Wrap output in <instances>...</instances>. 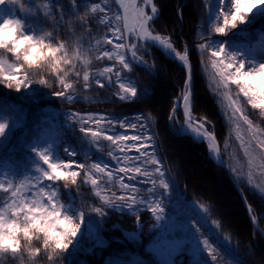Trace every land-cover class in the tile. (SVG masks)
Listing matches in <instances>:
<instances>
[{
	"label": "trees",
	"instance_id": "1",
	"mask_svg": "<svg viewBox=\"0 0 264 264\" xmlns=\"http://www.w3.org/2000/svg\"><path fill=\"white\" fill-rule=\"evenodd\" d=\"M115 1L17 0L15 4L8 3L15 19H21L25 23V31L28 34L43 36L48 40L50 38L47 34L50 33L54 44H64L72 59V66L61 65L66 74L54 72L46 63L28 68L23 65L22 60L18 61L11 53L0 49V64L5 68V73L0 76V119L2 123L8 124L5 133L0 136V163L8 159L16 169L22 171L35 165L37 161L31 146L50 132L54 134L59 150L65 148L71 155L69 158L60 151L61 158L72 163L70 170L80 173L75 184L70 180H58L55 181L56 187L60 188L61 192L64 186L69 189L73 201L82 210L86 227L77 243H69L66 250L44 249L42 234H39V238L34 236L31 242L21 238L19 256L13 257L11 253L0 254V264H264V237L253 229L246 213V226H249L246 233L226 234L220 220L224 223L225 221L217 201L194 190L188 180L181 176L176 167L177 163L171 159V142H183L188 149L196 153L201 166L221 178V182L234 196L237 210L244 209L226 171L210 157L205 143L194 140L189 134L174 130L170 123L174 101L180 98L184 88L183 66L147 41L138 39L135 32L127 30ZM153 4L157 11L149 23L150 28L168 37L174 49L181 51L183 46L187 47L193 72L192 113L212 125L222 158L241 186L262 227L264 196L240 181L232 169L225 149V144L231 136L229 123L214 90L208 85L210 83L201 64V55L204 53L199 48L215 38L231 45L256 37L259 31L264 30V14L247 16L236 28L229 27L225 33L215 34L209 29L203 0H153ZM97 5L99 7H96ZM117 16L120 17L119 20L116 19ZM117 28L122 30V40L113 35ZM109 39L113 44L107 43ZM117 43H123L126 48L116 49L114 45ZM132 44L137 45L136 57H133L129 50ZM104 50H110L113 59H98L103 56ZM121 53L126 57L128 68L118 62L117 57ZM14 65H22L23 71L17 74L13 79V86L9 87L7 70ZM107 66L113 68V73H104L103 69ZM76 73H79V76ZM84 74L90 77L87 84L82 79ZM25 76L27 80L21 79V86L17 90L15 79ZM58 76L72 85L70 89L63 90L62 96L57 95L62 90ZM164 76H167L168 80L163 88L165 101L161 106H157L154 104L155 95H158L156 88L162 87ZM98 80L102 81L105 87L100 88L96 83ZM121 84L135 88L137 95L133 97L131 92L124 93ZM195 84L200 87L203 98L196 94ZM122 95L126 96V99L121 100ZM204 105L209 109H205ZM73 113L110 117L113 121L106 129L110 130L113 124L112 135L139 132L142 136L151 137L144 151L147 156L158 161V165L141 163L140 161L146 158L140 157L136 165H143L152 176L144 177L143 186L137 184V178L127 182L134 190H141L142 194L148 192L146 189H152L148 194L153 198L151 202L153 207H157V213L151 211L152 207H144L134 213L122 211L109 203L105 204V197L100 193L97 195V188L88 182L87 178H101L100 173H96L91 167L101 161L96 153L80 141L83 135L78 128L86 126V123L78 121ZM256 113L257 110H248L247 115L264 130V115ZM132 123L138 127L132 129ZM121 124L125 127L121 128ZM43 126L49 130L42 129ZM127 154L140 156L134 150ZM77 164L87 167L81 170ZM157 167L159 171H155ZM111 172L114 176V172L119 171ZM161 172L164 173L163 176L160 175ZM151 180H155V184H152ZM161 181L168 185L167 189L161 187ZM171 206L180 211L184 219L179 220L176 215L174 222L165 220L163 225L158 223L156 216L160 212L159 207L169 209ZM97 207L102 209V215L93 211ZM195 207L202 212L201 216ZM110 217L114 218V222L110 221ZM201 217L214 225L217 235L226 240L227 246L220 244L212 236ZM180 223L193 226L200 238L209 241L214 252L210 255L207 249L190 252L182 248L183 243L178 241L177 237ZM133 230L139 231L140 234L135 236L136 239H127L126 234L131 236ZM167 239L176 243L170 254L164 256L161 247L163 240ZM37 248L40 249L39 254L31 256L30 252Z\"/></svg>",
	"mask_w": 264,
	"mask_h": 264
},
{
	"label": "rangeland",
	"instance_id": "2",
	"mask_svg": "<svg viewBox=\"0 0 264 264\" xmlns=\"http://www.w3.org/2000/svg\"><path fill=\"white\" fill-rule=\"evenodd\" d=\"M140 2L141 0H117L118 4L122 3L123 11V6L132 5L133 3L135 5H139ZM203 3L206 5L207 23L210 31L215 34L225 33V31L229 27H231L230 17L229 26L225 28V31L223 33L216 32L215 28L224 27L223 19L220 14L224 12L225 14H227L230 11L231 0H203ZM5 4L0 5V22H3V20L7 18L14 19L13 16L9 13ZM131 11L132 9L130 7L129 12ZM260 14H264V7L254 8L252 12L248 14V16H257ZM134 23V14L128 17L127 24L123 17V25L127 30L130 29V31H132L131 29ZM137 30L135 31L136 37L138 34ZM219 48L224 49V53L222 54L221 58H223L224 54H227L228 57L234 56L236 57V62H240L245 65V71L251 70L264 64V30L252 40H244L236 44L234 43L228 45L224 44L220 39L215 38L208 41L207 44L205 43L202 48H199L204 53L203 56L201 55V64L203 65V69L208 78V82L210 83L208 85L211 89L214 90L217 101L222 108L226 120L229 123V132L231 136L225 144V149L227 150L228 156L230 158V163L233 167L232 169L234 170L240 181H243L246 185H248L250 189L256 191V193L264 196V168L257 166L264 163V161H260L258 153H253L255 164L251 168H249V157L245 155L244 147L242 146L241 139H238V136L242 137L243 140L247 142L250 134L247 132V125L243 123V120L237 118L239 114H237V116L233 115V106H230L229 98L231 97L232 99H235L238 105L243 109V113L246 115L248 110H257L258 113L256 114L258 115H264V113H261L259 109H252L242 95H237L239 90L234 84H230L228 89L223 88L222 84L220 83V77L216 74V70L212 67V60L214 58L211 57V52ZM165 82H168L167 76H164V79L161 82L162 87L156 88L158 95H155L154 104L157 106H161L165 101V94L163 93V88H165L166 86ZM194 90L196 94L200 96V98H203L200 92L201 89L197 84L194 85ZM203 107L205 109H209V107H206L205 105ZM73 114H75V117L78 121L86 123V126L82 127L84 131H81V127L78 128L83 135L80 141L83 142L86 147L96 153V155L99 157V161H101L99 165L107 166V172L111 173V179H109L107 174H100L101 178H99L98 176L95 177V179L98 180V187H96L98 193L104 196L105 200H107L109 204L122 211L134 213L144 207H153L151 202L153 198H151L152 196H150L148 192L146 194H142L141 190L137 191L134 190V188H131L133 191H128L121 187L122 182L126 183L127 180L130 181L128 177L134 175L133 173L125 174L114 172L113 176L111 172L118 171V168L120 166H123L124 163L123 160L113 159L114 156L117 158L122 157L123 153H120L115 145L104 139V136L112 135L111 127L113 126V124L110 127V130L106 128L109 127L108 120L110 119L111 121H113V119L107 116L100 115H80L76 113ZM90 117H94V119H89ZM170 117V123L174 130L182 131L183 129L185 131V129L183 128L184 122L179 115L177 108L172 111ZM81 118H83V120ZM248 119L251 120L250 117H248ZM0 123H2L1 120ZM253 124L258 127L256 123ZM6 125L8 126V124ZM209 126L212 125L209 124ZM43 128H45V130H49V128H46L44 126L42 127V129ZM211 128L213 129V127ZM92 131H99L101 133L100 137L94 138L91 135ZM261 138L264 139V136H262ZM171 147L170 157L174 160V162L177 163L176 167L179 170L181 176H183L185 180H188L189 184L192 186V188H194V190H196L197 192H201L202 194H206L207 197L209 196L213 200L217 201L218 209L223 214L225 223L219 218L218 219L224 224H222V227L225 233L228 235H230L231 233H235L237 235H240L239 233H241L242 235H244L249 228V226H246V224L248 225V223L245 221L246 216L244 213H246V211L242 208L237 210L236 200L234 196L228 191L225 184L222 183L223 181L221 180V178L215 172H212L201 166L196 153L188 149L183 142L173 141L171 142ZM31 149L34 153L37 164L29 166V168H27L26 170H18L15 167L11 166L8 161H3L0 164V185H3L8 189V191H4L2 188H0V212L4 213L5 220L11 222V220H13V216L11 213L12 210H14V203L27 202L30 205L34 199L39 198L37 196L38 189L43 190L45 197H47L48 193L54 192L56 193L54 203H56L58 207L62 206V213L69 214L74 223L80 224L77 235L71 238L70 243L75 244L77 243V240L80 237L82 231L86 227L84 219L80 220L79 218L82 210L73 201V196L71 195L72 193L66 186L63 187L61 192L60 188L56 187L55 181L50 182L44 177L43 173L45 171L50 172V169H48V166L39 159L37 153L39 151H45L49 156L51 162H56L61 165H72V163L69 160L62 162L58 153L57 139L52 133L45 135L44 138L39 142H36ZM61 151L67 154L69 158H71V155L69 154L67 149L63 148V150ZM209 154L211 157H213L210 149ZM109 167H111V169ZM139 167L142 171L145 170L143 165ZM67 170L68 169H64V171ZM134 178H137V184H141L143 186V183L141 182L145 179L143 176L135 175ZM146 187L147 185L145 186V188ZM13 189H17L19 193L18 197H16L15 199L12 195ZM121 195L125 196L126 199H117V197ZM21 197L23 198L22 200L20 199ZM41 203H44L45 206H48L46 199L41 201ZM165 209L163 212H158L157 215L161 217L160 220L156 219L158 223H161L163 225L165 220H171L172 222H174V220H176V215L179 216V220L184 219L183 214L180 211L172 208V206L169 209ZM113 219V217H110L111 222L113 221ZM263 226L260 227L264 230ZM177 233V237L179 238L178 241H182L183 243L182 248L187 249L190 252L205 249L202 243L203 239L198 236L196 230L190 224H178ZM138 234H140L139 231L133 230L131 236L127 234L126 236H128L127 239L133 240L136 239L135 236H138ZM162 243L163 245L161 247V251H163L164 256H166L168 253L170 254V252L174 249L176 242H174V240L167 239L163 240Z\"/></svg>",
	"mask_w": 264,
	"mask_h": 264
},
{
	"label": "snow or ice",
	"instance_id": "3",
	"mask_svg": "<svg viewBox=\"0 0 264 264\" xmlns=\"http://www.w3.org/2000/svg\"><path fill=\"white\" fill-rule=\"evenodd\" d=\"M15 4L17 0H0V5H4L5 3ZM144 4H152V0H143ZM96 7H99L97 5ZM124 7V19L127 24V19L129 16L134 14L135 23L132 26V31L135 32L138 28L139 32L144 34V38H147L149 34V21L152 20V16H149L144 9L140 8L139 5H125ZM131 7L132 11L129 12V8ZM264 7V0H231V8L230 11L225 14L221 13L223 19L224 27H216L215 31L218 33H223L225 28L229 26V17L231 20V27L236 28L238 23H243L248 16L249 13L252 12L254 8ZM157 11L155 5H152L151 12L155 14ZM117 20L120 19L119 16L116 17ZM25 23L21 19H12L7 18L4 19L3 22H0V49L11 53L18 61L23 62V65H27L28 68H32L34 65L39 64H48L51 66L52 70L57 73L66 74L65 70L61 68V65H69L72 66V59L69 57V53L65 48L64 44H54L51 40V34H47L50 38L48 40L43 36H36L32 34H28L25 31ZM117 39H123V33L120 28H117L113 33ZM138 39L140 37H137ZM153 40H159L161 44H167L169 49L172 48L170 42H166L159 36H151ZM108 44H113L112 40H107ZM116 49L126 48L123 43H117L114 45ZM136 49L137 45L132 44L131 50L132 56L136 57ZM173 51H175L173 49ZM224 53L223 48H219L215 51L211 52V57L214 58L212 60V67L216 70V74L220 77V83L223 88L228 89L230 84H234L236 88L239 90L237 95H242L247 103L251 106L252 109H259L261 113H264V64L253 68L251 70L245 71V65L240 62H236V57H228L227 54H224L223 58H221ZM179 59L187 63V55H180ZM107 58L109 60L113 59L112 52L110 50H104L103 56L98 57V59ZM118 62L123 65L124 68H128V62L123 53L119 54L117 57ZM23 71L22 65H14L10 66L7 70V80L8 86H13V79L17 76L18 73ZM104 73H113V68L111 66H107L103 69ZM5 73V68L2 64H0V76ZM79 76V73H76ZM21 79L27 80V77L17 78L15 79V85L17 90H19L21 86ZM59 83L62 86V90L57 93V95H64V89H70L72 87L71 84L67 83L65 79L58 76ZM85 84L88 83L90 77L88 74H84L82 77ZM40 83H45V81H40ZM97 85L100 88L105 87L102 81H96ZM124 93L131 92V95L135 97L137 95V91L135 88L125 87L123 84L120 85ZM121 100L126 99V96H121ZM185 105L184 115L187 117L189 121V126L192 124V115L189 111V103H190V95L186 91L182 97ZM230 99V106H233V115L237 116L238 119H242L243 123L247 125V132L250 134L247 142L243 140L242 137L238 136V139H241L242 146L245 150V155L249 157L248 165L251 168L255 164V158L253 153L259 154L260 161H264V139L261 137L264 136V130L256 127L251 120L248 119L247 115L243 113V109L238 105L235 99ZM83 120V118H81ZM89 119H94V117H90ZM111 123V120H109ZM121 128L125 127V125L121 124ZM132 129H136L138 126L135 123L130 125ZM7 128L6 124L0 123V136L5 133ZM199 128H204V123L201 122L199 124ZM81 131H84L82 128ZM91 135L96 138L100 137L101 133L99 131H92ZM204 135L208 136L209 139L212 137L208 133H204ZM104 139L111 142L118 149L120 153L124 155L122 157H113V159L123 160V166L118 168L120 173H133L134 175L129 176L128 179H134L135 175H140L146 178H150L152 173L147 169L141 170V168L136 165V162L140 159V157H145L146 159L143 162H150L153 165H158V161L153 159L150 156H147L144 149L148 146L147 141L151 139L150 136H142L139 132L134 134H129L128 132H124L119 135H106ZM131 141V144H122V142ZM140 144L141 146H137ZM135 151L139 153V157L129 156L127 153L131 151ZM39 159L43 161L44 164L48 166L49 171H45L43 173L44 177L48 181H71L72 184L76 183L77 177L80 175L79 172L70 170L72 168L71 164L61 165L56 162H51L49 156L45 151H39L37 153ZM135 165V166H134ZM258 167L264 168V163L257 165ZM77 167L81 170L86 169V165L77 164ZM95 169L96 173L107 174L109 179H111V173L107 172V166H102L99 164H93L91 166ZM62 169H69V171H64ZM39 171V169H38ZM155 171H159L158 167ZM161 176L164 175L163 172L160 173ZM88 182H90L94 187H98V180L95 178H87ZM142 183L145 181H141ZM152 184H155V180H151ZM121 187L125 190L132 191L130 185L128 183H121ZM161 187L164 189L168 188V185L161 181ZM4 191H8L3 185H0ZM146 191L151 192L152 189H146ZM13 198L18 197L19 193L17 189L12 190ZM99 195V193H97ZM38 199H34L33 202L29 205L27 202H16L13 205L12 216L15 219L11 220V222L5 220L4 213L0 212V254H9L13 257L19 256L21 253V238L24 241L31 242L33 237L36 236L39 238V234L43 236V247L44 249L51 248L53 251L56 250H66L68 248L69 243L71 242V238L75 237L79 231L80 224L74 223L70 218L69 214H63L61 211L62 206H57L54 203L56 193L51 192L48 193L47 197L44 196L43 190H37ZM23 199L22 197L20 198ZM47 200V205L41 203L43 200ZM117 199L125 200L126 197L121 195L118 196ZM108 201L105 200V204ZM97 214L102 215V209L97 207L93 209ZM151 211L155 214L157 212V207H152ZM159 211L163 212V207H159ZM22 217V221H21ZM62 217V218H61ZM80 220L83 219V214L80 215ZM157 220H160L161 217L159 215L156 216ZM205 249L209 251L211 255L214 252L209 245L208 240L202 241ZM40 252V249L37 248L30 252L31 256H36ZM51 259V256H49ZM215 259V256H213Z\"/></svg>",
	"mask_w": 264,
	"mask_h": 264
},
{
	"label": "water",
	"instance_id": "4",
	"mask_svg": "<svg viewBox=\"0 0 264 264\" xmlns=\"http://www.w3.org/2000/svg\"><path fill=\"white\" fill-rule=\"evenodd\" d=\"M150 12H151V9H150ZM152 13V12H151ZM153 17L155 14H153ZM152 17V18H153ZM151 36V31L149 29V34H148V37ZM145 38V40H147L149 43H151L153 46H155L156 48H158L159 50H161L162 52H164L166 55H168L169 57L171 58H174L176 60H178L180 63H182L186 69V89H185V92L187 91L190 95V103H189V110L191 109V96H192V80H193V75H192V66H191V63L189 61V58H188V55H187V52L185 53H179L180 55H187V63H185L184 61H181L179 59V56L177 55V51H173V49H169L167 46L165 45H158L156 44L154 41H152L150 38ZM185 94V93H184ZM183 97V96H182ZM178 101L176 100V103ZM183 99H181L180 103H179V108H180V113H181V116L183 117V119L185 120V116L183 115ZM192 121L197 125L199 126V124L202 122V120L200 119H195V118H192ZM204 133H208L212 139L211 142L213 144V148H214V153H215V162L220 165L221 167L224 168V170L226 171L230 181L232 182V184L235 186L237 192H238V195L242 201V204H243V207L246 211V214H247V217L249 219V221L252 223V226L253 228L258 231L263 237H264V230L259 226L257 220L255 219L253 213H252V210H251V206L249 205L248 201L246 200L243 192L241 191L239 185L237 184V182L235 181L234 177L232 176L228 166L226 165V163L223 161L222 159V156L220 154V149H219V144L213 134V132L209 131L206 127V125L204 124V128L202 129ZM204 137H207L206 135H204Z\"/></svg>",
	"mask_w": 264,
	"mask_h": 264
},
{
	"label": "bare ground",
	"instance_id": "5",
	"mask_svg": "<svg viewBox=\"0 0 264 264\" xmlns=\"http://www.w3.org/2000/svg\"><path fill=\"white\" fill-rule=\"evenodd\" d=\"M139 7L140 8H142V9H144V11L150 16L151 15V13H149V9L152 7V4H144L143 3V1L141 0V2H140V4H139ZM138 34H139V36H141V37H143L144 38V34H142V33H140L139 32V30H138ZM159 36V35H157V34H155V33H152L151 34V36ZM151 36H147L148 38H150L151 39ZM159 37H161V36H159ZM162 38V37H161ZM152 41H154L156 44H158V45H163V44H161L160 43V41L159 40H153V39H151ZM182 110H183V115H184V112H185V105H184V103H183V108H182ZM190 111V110H189ZM191 112V111H190ZM192 115V114H191ZM185 116V115H184ZM183 128L185 129V131H187V132H189V133H191V135L194 137V138H196V139H199V140H201V139H204V141L206 142V144H207V146H208V148L210 149V151L212 152V154H213V157H214V148H213V144H212V142H211V140L209 139V138H205L204 137V132H203V130L202 129H200L199 128V126H197L193 121H192V124H191V127L189 126V121H188V119H187V117H185V120H184V123H183ZM230 180V179H229ZM232 183V182H231ZM233 185V184H232ZM234 186V185H233ZM235 187V186H234ZM239 187H240V189H241V191L243 192V190H242V188H241V186L239 185ZM236 189V188H235ZM236 192H237V190H236ZM244 193V192H243ZM237 194H238V192H237Z\"/></svg>",
	"mask_w": 264,
	"mask_h": 264
}]
</instances>
